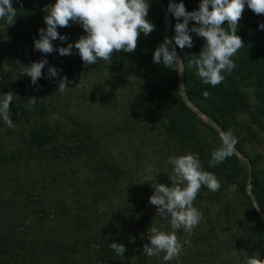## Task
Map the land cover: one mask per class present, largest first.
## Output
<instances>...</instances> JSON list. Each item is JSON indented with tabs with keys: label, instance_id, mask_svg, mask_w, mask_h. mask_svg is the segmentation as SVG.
<instances>
[{
	"label": "rangeland",
	"instance_id": "obj_1",
	"mask_svg": "<svg viewBox=\"0 0 264 264\" xmlns=\"http://www.w3.org/2000/svg\"><path fill=\"white\" fill-rule=\"evenodd\" d=\"M12 3L17 9L14 23L7 25L0 21V96L7 92L14 95L10 104L13 126L8 127L0 120L2 157L8 160L18 158L22 149L20 142L32 127L45 123L53 131L60 129L59 137L72 138L76 142V135L83 136L73 125L79 124L98 140L97 160L83 164L79 159L78 168L70 170L65 169L68 163L48 161L47 169L56 177L69 170L63 186L51 189L50 196L60 197L72 213L77 212L82 217L89 215L92 224H98L97 228L109 231L107 224L118 220L121 226H115L114 230L110 227L113 233L129 234L149 243L148 228L151 225L170 230L169 220L156 213V207L149 202L156 183L171 185L169 175L172 170L166 163L168 157L188 151L196 153L203 168L212 172L213 167H209L211 152L221 144V131H231L238 139L236 153L214 167L217 168L213 173L220 181V190L212 192L202 186L197 193L193 203L202 213V219L190 234L182 228L177 230L178 239L182 243L187 241L178 260L165 262L162 259L164 253L159 257H146L141 252L121 258L115 264H244L247 256L257 254L258 258L264 259V234L260 239L258 232L262 227L255 218L259 215L264 224V217L251 191L254 184L264 187V64L261 62L264 30L258 27V24H264V14H256L245 5L238 21L237 35L256 52L258 59L251 63L246 61L243 69L237 65L230 74H224L231 77L247 107L220 117V124H217L188 98L186 83L191 82L189 79L185 81V73L152 61L157 44L175 34L174 25L178 21L176 18L171 20L167 13L165 5L168 0L165 4L150 0L146 19L155 25V29L147 36L142 33L138 36L136 49L130 52V57L123 51H114L111 61L100 60L92 65L85 64L76 49L67 56L56 51L44 54L30 42L26 43L25 51H19L17 65L8 64L6 44L16 37L20 28L33 26L38 32L46 27L44 9L54 0H12ZM183 3L187 11L199 6V0H183ZM161 16L163 21L159 22ZM193 24L195 22L190 21L189 27ZM57 31L67 40L52 41L54 48L66 46L85 34L84 29L74 22L67 27H58ZM191 35L193 46L184 49L177 46L176 52L184 61V69L187 68L190 78L202 82L188 63L198 57L204 41L194 33ZM142 40L147 46L140 49ZM172 46H175L174 42ZM137 50H141L139 61L132 59ZM41 59H46L47 63L42 69V78L33 85L23 77L27 75L20 72ZM50 66L58 69L56 77L46 76ZM61 77H67L71 82L64 93L56 89ZM222 83L218 85L223 87ZM31 98H36L34 104ZM13 162L15 165L11 166L20 171L24 169L23 162L26 165L22 184L28 185L30 179L35 181L37 178L48 181L45 178L47 172L33 167L32 160L22 162L15 159ZM148 165L152 166L151 172L147 171ZM245 166L247 180L243 190L244 178L239 176L242 174L243 177L241 169ZM105 178L111 180L108 190L103 195H96L98 193L94 190L102 186L100 182L103 183ZM131 185L138 189L131 188ZM58 230L66 235L75 231L72 226Z\"/></svg>",
	"mask_w": 264,
	"mask_h": 264
},
{
	"label": "clouds",
	"instance_id": "obj_2",
	"mask_svg": "<svg viewBox=\"0 0 264 264\" xmlns=\"http://www.w3.org/2000/svg\"><path fill=\"white\" fill-rule=\"evenodd\" d=\"M245 5L256 14H264V0H199L198 9L192 11L186 10L183 0H168L167 9L178 22L174 25V36L165 37L153 50V63L184 73V61L177 56L176 47L191 48V33H194L203 38L204 43L198 57L190 60L188 67L195 69L203 84L215 87L222 83L224 74H230L236 67L233 58L243 47L237 29ZM149 7L150 0H54L44 9L46 27L38 29L39 38L34 39V48L44 54L56 51L61 56L72 55L76 49L87 65L97 64L100 60L109 62L114 51L133 52L138 36L141 33L147 36L154 31L155 25L146 19ZM16 17L17 9L12 0H0V21L12 25ZM190 21L195 22L191 27ZM71 22L79 24L85 34L66 46L54 48L52 41L67 40L57 28L67 27ZM258 27L264 30V24H258ZM173 42L175 46H172ZM46 63V59L33 62L20 73L29 76L35 85L42 78ZM57 75V68L48 67V78ZM69 83L67 77H61L56 89L64 93ZM203 95L207 98L210 93L205 90ZM13 99L11 92L0 96V120L8 127L13 126L10 119ZM35 100L31 98L33 104ZM220 139V146L211 152L209 167H216L236 153L238 139L231 131H221ZM166 163L172 170L169 175L171 185L156 183L149 202L156 207V213L169 220L170 230L151 225L148 228L149 243L143 245V253L146 257H159L164 253L163 261L172 262L178 260L184 243H187L178 239L177 230L182 228L190 234L202 219V213L193 203L197 193L202 186L218 192L221 184L213 172L203 168L196 153L171 155ZM147 171H152L151 165L147 166ZM109 246L116 256H122L126 251L122 243L111 242ZM244 264H264V259L258 258V254L247 256Z\"/></svg>",
	"mask_w": 264,
	"mask_h": 264
},
{
	"label": "trees",
	"instance_id": "obj_3",
	"mask_svg": "<svg viewBox=\"0 0 264 264\" xmlns=\"http://www.w3.org/2000/svg\"><path fill=\"white\" fill-rule=\"evenodd\" d=\"M154 2L159 4L158 0ZM160 2L165 4V0H160ZM167 13L173 20L172 14L169 11ZM161 21H163V16L159 19V22ZM255 29L258 31L257 28ZM38 38V32L33 26L18 29L16 37H12L11 41L6 44V62L16 66L19 51H25L26 43L34 44V39ZM259 39L262 40V36H259ZM144 45L147 46V42L140 41L139 48H145ZM140 51L133 53L132 59L139 61L142 57L138 54ZM124 55L130 57L129 52H124ZM143 59L145 60L144 56ZM234 59L236 67L238 65L243 69L246 61L251 63L258 59V55L243 42V47L239 49ZM261 62L264 64V57ZM184 73L185 81L189 79L191 82L186 83L188 98L202 114L214 123L220 124V117L237 113L247 107L243 96L234 88L231 77L224 78L223 87L219 85L213 87L197 81L194 77L190 78L187 68L184 69ZM23 77L30 82L27 76L23 75ZM205 90L210 93L207 98L203 95ZM174 119L178 121L175 117ZM73 125L83 135H76L78 140L76 142L72 138L59 137L60 129L58 132L53 131L45 123L30 128L27 136L20 142L22 149L19 151L18 158L15 159L22 162L32 160L35 163L33 167L47 172L45 178L48 181L37 178L35 181L30 179L28 185L27 183L22 184L26 170L24 162V169L20 171L11 166L15 165L14 158L8 160L0 154V264H115L121 258H128L143 252V245L147 243L145 240H139L129 234L123 233L122 236L121 233H113L115 226H121L118 220L107 224L109 231L102 230L100 227L97 228L98 224H92L89 215L82 217L77 212L72 213L60 197L55 199L50 196L51 189L63 186L68 171L78 168L79 159H82L83 164H92V161L97 160L96 156L100 150L98 140L84 131L79 124L74 123ZM206 147L209 149L208 146ZM50 160L68 163L65 169L69 170L56 177L52 170L47 169L46 164L49 165ZM111 170L117 173L114 168ZM216 170L217 168H212V172ZM241 171L244 175L242 177L241 174L239 177L244 178L242 184L245 190L246 166ZM221 173L223 175L222 171ZM55 177L60 180L57 181ZM110 181L109 178H105L103 183L100 182L102 186L97 187L94 193L103 195L108 190ZM131 188L138 189L134 185H131ZM251 191L264 217V187L254 184ZM126 210L127 215L128 208ZM255 218L258 226L262 227V230L258 232L259 238L262 239L264 224L261 223L259 215ZM126 219L124 216L123 221ZM64 226H72L74 233L67 235L61 233L58 229ZM77 226L83 229L79 231ZM111 242L124 245L126 251L122 256H116L109 246Z\"/></svg>",
	"mask_w": 264,
	"mask_h": 264
}]
</instances>
